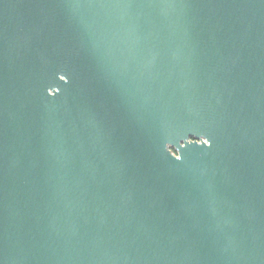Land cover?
<instances>
[{
	"label": "water",
	"instance_id": "obj_1",
	"mask_svg": "<svg viewBox=\"0 0 264 264\" xmlns=\"http://www.w3.org/2000/svg\"><path fill=\"white\" fill-rule=\"evenodd\" d=\"M0 261L264 264V2L0 0Z\"/></svg>",
	"mask_w": 264,
	"mask_h": 264
},
{
	"label": "clouds",
	"instance_id": "obj_2",
	"mask_svg": "<svg viewBox=\"0 0 264 264\" xmlns=\"http://www.w3.org/2000/svg\"><path fill=\"white\" fill-rule=\"evenodd\" d=\"M262 2H264V0H262ZM60 77H61L62 79H64L65 81L68 80V77H67L66 75H64L63 73L60 74ZM48 93H49L50 95H52V92H51L50 90H48ZM204 142H205V145H206V146L211 147V145H212V140H211L208 136H205V137H204ZM168 150L170 151V146H168ZM172 155H173V154H172ZM173 156H175L176 159H178V160L182 158V157L179 156V155H173ZM0 264H4V261H0Z\"/></svg>",
	"mask_w": 264,
	"mask_h": 264
}]
</instances>
